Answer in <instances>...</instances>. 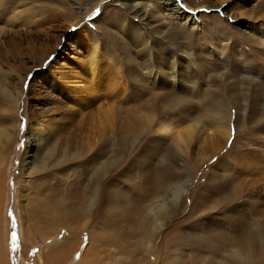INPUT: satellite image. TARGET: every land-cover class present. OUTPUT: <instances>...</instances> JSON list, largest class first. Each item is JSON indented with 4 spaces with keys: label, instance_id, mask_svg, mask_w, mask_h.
<instances>
[{
    "label": "rangeland",
    "instance_id": "374dc122",
    "mask_svg": "<svg viewBox=\"0 0 264 264\" xmlns=\"http://www.w3.org/2000/svg\"><path fill=\"white\" fill-rule=\"evenodd\" d=\"M171 1L190 17L170 14L155 0H0V86L11 94L5 98L0 92V247L8 264H79L91 242L90 233L97 231H116L124 242L121 254L128 257L124 263L130 264L134 245L122 232L135 230L128 227V212L135 203L147 205L153 199L148 191L155 178L169 179L175 190L182 191L177 198L173 196L177 192L158 198L177 209L154 239V248L178 225L188 242L172 252L174 264H189L192 256L197 257L192 264H233L230 255L235 247L222 242L218 233L235 237L242 227H261L264 0L223 4V0H210L215 6L208 0ZM181 33L189 38L187 54L168 43ZM93 52L100 68L108 71L107 83L121 77L118 85L112 84L122 95L105 93L81 110L71 103L69 89L62 86L65 78L55 71L82 74L83 70L76 71L77 59ZM173 63L178 65L183 87L169 79ZM163 92L170 101L155 97ZM183 96L187 99L181 100ZM218 99L227 115L209 121L203 116V103ZM197 117L204 124L183 153L179 149L186 147L179 144L175 128L184 129L192 123L190 118ZM161 122L172 130H159ZM34 132L41 147L36 154L53 146L65 152L66 160L53 164L44 156L28 163L25 157ZM120 136L131 140L117 157V165L110 167L108 178L117 187L113 199L119 202L112 203L120 210L115 211L116 218L127 227L78 228L76 236L69 238L65 227L32 217L28 203L35 194L77 197L79 188L86 189L91 169L100 172L116 157ZM166 151L175 152L174 158L163 161ZM220 193L232 197L222 198ZM201 199L210 207L195 209L203 204ZM108 217L100 221L108 222ZM136 236L132 233L131 238ZM262 236L256 235L254 241L259 244ZM97 247L98 264H110L113 245ZM160 257L153 264L167 262L163 253Z\"/></svg>",
    "mask_w": 264,
    "mask_h": 264
},
{
    "label": "bare ground",
    "instance_id": "6f19581e",
    "mask_svg": "<svg viewBox=\"0 0 264 264\" xmlns=\"http://www.w3.org/2000/svg\"><path fill=\"white\" fill-rule=\"evenodd\" d=\"M155 1H158L159 3H163L167 7L166 10L170 11L169 12L170 14L177 15V17L184 15V12L181 11V8L178 6V3L175 4V2L171 0H155ZM224 1L226 0H223L221 4H223ZM208 2H210V6H215L216 4V3H211L210 0H208ZM134 6L135 5H133V9ZM171 6L173 7L171 8ZM146 12H147L146 9H143L142 12L143 17L146 15ZM184 16L190 17L189 15L188 16L184 15ZM181 35L182 36H179L180 38L170 37L168 43L175 48L177 47L179 50L187 54L186 49L190 46L189 38L186 33H181ZM251 38L253 37L251 36ZM181 40L184 41L183 45H179V41ZM97 58H98L97 52H93L89 54V56L86 58L77 59L76 71L80 72L81 70H83L82 74L75 75L73 73L66 74L63 72H59V70L55 71L65 78V81L63 82L64 84L62 86H66V88L69 89L70 101H72L71 103H73L74 106H76L81 110L87 108L88 106L93 105V103L96 102L97 98L101 96H105V93L106 95L110 93L116 97L122 95L121 91L116 89L117 86H113V84L118 85L119 82H121V77L113 78L112 82L107 83L104 79L109 77V75L107 74L108 71L106 72L102 68H100L99 61L97 60ZM89 68H93L95 70L89 73L87 72V69ZM171 69H172V73H171L172 75L169 76L170 81L172 79V84L176 87L178 86L183 87L184 81L182 77H180V74L177 73L178 65L177 64L174 65L173 63ZM155 73H157V70ZM55 86L57 87V85ZM181 90L182 89H180V91ZM0 92L5 98L11 97L9 90L4 89V87L0 89ZM157 95L165 96L166 100L165 99L163 100L170 101L169 99L170 95H167L164 92L156 94L155 97ZM196 95L199 97H205L208 94H203V95L196 94ZM83 96H86L87 98L85 102L81 103L80 101ZM185 99H187L186 96H183L181 98V100H185ZM174 100H179L176 97V95H174ZM220 100L221 99H218L214 102L203 103L204 104L203 106H205L203 116L207 117L209 121L219 120L223 118L225 115H227V113H225L226 110L223 109V104ZM202 119H199V117H197L196 119L190 118L192 123L189 126H187L184 129L175 128L176 135L177 137L180 138L179 144H183V146L186 147L183 150L179 149V151H182L183 153L187 152L188 145L191 144L190 140L192 136L195 134L197 130L200 129L202 124H204L203 123L204 120ZM37 121L40 127L43 128L42 120L38 119ZM159 130L167 132L172 130V128L164 125V123L161 122L159 125ZM228 135L229 132L226 131L224 133V136H226L227 138ZM130 137H133V135L131 134ZM36 139H37V132H34L31 135V148L29 149L28 156H26L27 158L25 157L28 163H31V161L36 163L37 160L41 159L44 156L45 157L43 159L51 160L53 164L56 163L58 164L66 160V154H64L65 152H63L59 148L55 149V147L53 146L48 148L46 152L42 151L36 154V151L41 148L39 145L40 142L36 141ZM130 140L131 138H128L127 136H120L119 145L117 146L119 149V152L117 153L118 156L116 155V157H114L113 159L108 160L107 162H109V164L104 165L102 171L100 172H98L95 168L91 169L93 172L90 174L89 177L90 179L89 182L86 184V189L81 190V188H79L77 190V192H79L77 197H74L73 195H68V197H62V196L59 197V195L54 192L52 193L50 192L49 196L48 194L45 195L35 194L34 197H32L28 203L29 211L33 215L32 217L37 218L39 222H46L49 223L50 225L55 224L54 226L65 227L67 232L69 233V238L76 236V234L78 233L77 232L78 228L87 227L86 229H88L89 226L90 227L91 226L127 227L125 226L126 223L116 218L115 211H118L119 208H114V204L112 203L114 201H118L117 199H113L114 193L117 192V187L111 185L110 183L111 181L109 180L108 176H109V172L111 171L110 167L117 165L118 163L117 162L118 160H116L117 157H121V155L125 152L127 143ZM167 151L165 154L162 155L163 161H169L170 159L169 156H171V159L174 158L175 152L174 153L169 152L168 155ZM35 163L34 165H36ZM27 169L28 172H30L32 168L28 167ZM175 186L176 185L172 183L169 179L162 180L160 178H155V182L150 186V189L148 191L150 195H152L153 199H151V201L147 205H143L140 202L135 203V208L128 212L130 215L128 219V222L130 224L128 225V227H136V228L135 230H129V231L124 229L122 234L123 236L126 237L127 242L133 243L134 252L140 254V256H135L134 252L131 253V255L129 254L130 264H153V260L157 259L156 262L158 261V259L161 260L160 259L162 258L160 257L161 253H163V257L167 261L165 262V260L162 259L164 260L165 264H174L175 261L172 257V252L175 249L176 250L179 249L182 245L184 246L188 243L186 240L183 239L182 235H180V227L177 223L178 227L175 226L174 229L172 228V230H170L169 232H167L165 236H163V243L159 245L158 249L154 248L155 247L154 239L157 237L158 234L161 233V228H163V226L170 221L173 213H175L177 209L176 208L177 206H174L175 204L166 202V200H159L158 198L165 195L167 192H172V193L177 192L173 196H176V198L179 197L182 191L178 192L177 190H175L176 189ZM99 188H100V192L98 190ZM220 194H222L221 195L222 198L229 199L232 197L231 195L228 194H223V193ZM201 201H203V204L202 205L198 204L195 209L205 210L210 207L205 200L201 199ZM214 202L218 204L219 200L215 199ZM2 204L3 201L0 197V218H1V208L3 206ZM106 216L110 217V218L108 217L109 218L108 222L105 220L101 222L100 220ZM133 219H137V224H132ZM260 226L261 227H256V228L238 227L240 228L239 232L241 233L236 235L235 237L230 236L228 232L218 233V235H221V238H223L222 242H224L225 244L229 245L232 248L235 247V250L232 251V255L229 254L230 256L233 257L231 260L233 264H264L263 263L264 244H262L264 239L262 240L261 238L260 241L257 240L258 243L260 242L259 243L260 245L254 241L256 235L258 237L264 234V222H262ZM109 232L111 233L101 234L98 233V231L97 233L95 232L90 233L88 242L90 241L91 242L89 243V245L85 246V251L83 253L84 258H82V261L79 264L82 263L98 264L101 262V260H99L98 258L99 247H97V245L99 246V243L109 244L111 246L113 245V251L115 253L113 252L114 257L109 256V260L111 259L110 264H122V263L126 264L128 262L127 261L128 257H125V255L121 254V252L124 253L125 251V247L123 246L124 242L121 240V238L119 237L116 231H109ZM132 233L139 234L138 237L136 236L137 239L131 238ZM218 235H216L217 236L216 238H218ZM189 242L194 243L195 241L190 240ZM2 251L3 250L0 247V264H8V260L4 257V255H1ZM73 252L74 250L71 251L70 254L72 255ZM184 257L185 256H183V258ZM195 259H197V257L192 256L189 259L190 260L189 264H192ZM256 259H258V262L255 261Z\"/></svg>",
    "mask_w": 264,
    "mask_h": 264
}]
</instances>
